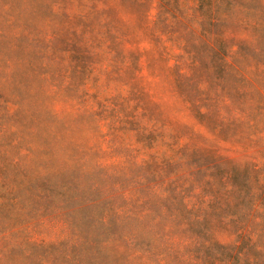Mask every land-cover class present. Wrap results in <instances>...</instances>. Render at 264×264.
I'll return each mask as SVG.
<instances>
[{"label": "rangeland", "instance_id": "rangeland-1", "mask_svg": "<svg viewBox=\"0 0 264 264\" xmlns=\"http://www.w3.org/2000/svg\"><path fill=\"white\" fill-rule=\"evenodd\" d=\"M0 264H264V0H0Z\"/></svg>", "mask_w": 264, "mask_h": 264}, {"label": "trees", "instance_id": "trees-1", "mask_svg": "<svg viewBox=\"0 0 264 264\" xmlns=\"http://www.w3.org/2000/svg\"><path fill=\"white\" fill-rule=\"evenodd\" d=\"M130 33L134 36L137 35L136 29L129 22ZM158 62L157 66H154L153 59ZM148 56L147 66L150 70V74L152 76L158 77V88L156 85L151 84L152 89L154 90L155 97L158 98V103L162 107V109L166 112L167 116L170 118L172 124L176 127H182L181 119L179 117L178 110V95L180 92H183L182 85L180 83V79L177 76L176 72L170 70L164 62L161 60L160 56L155 53L154 56ZM156 86V87H155ZM184 96V93H183ZM185 97V96H184ZM186 103V97L184 98ZM185 109H188L185 106ZM191 126L192 134L194 139L203 146L204 150L212 155H224L222 154V149L226 151V146H217L207 133L204 132L203 122L200 120H196ZM187 123H192L191 120H188ZM188 125V124H187ZM201 126V127H200Z\"/></svg>", "mask_w": 264, "mask_h": 264}]
</instances>
